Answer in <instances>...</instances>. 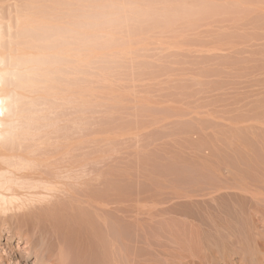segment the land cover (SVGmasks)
Listing matches in <instances>:
<instances>
[{"label": "rangeland", "instance_id": "rangeland-1", "mask_svg": "<svg viewBox=\"0 0 264 264\" xmlns=\"http://www.w3.org/2000/svg\"><path fill=\"white\" fill-rule=\"evenodd\" d=\"M12 1L51 23L69 8ZM71 10L81 65L72 85L59 73L50 106L62 125L78 119L85 136L71 145L98 161L102 207L88 216L132 213L119 221L137 264H264V0H71ZM64 90L78 93L74 109ZM25 241L3 231L0 264H45Z\"/></svg>", "mask_w": 264, "mask_h": 264}, {"label": "bare ground", "instance_id": "bare-ground-1", "mask_svg": "<svg viewBox=\"0 0 264 264\" xmlns=\"http://www.w3.org/2000/svg\"><path fill=\"white\" fill-rule=\"evenodd\" d=\"M11 1L0 0V237L7 231L25 239L28 252L45 258V264H137V254L129 250L132 231L119 221L132 224L133 214H87L89 207L99 210L102 203L91 182L97 177L93 165L98 161L93 164L71 145L77 137L72 133L80 131L83 136L85 128L76 118H69L66 125L52 120L57 106L50 104L62 93L56 90L59 81L69 84L81 65L76 63L79 40L71 0H66V18L55 23L44 20L47 14L37 18L22 12V3L16 7V1L12 9ZM66 91L60 95H68ZM71 93L70 101L64 97L69 103Z\"/></svg>", "mask_w": 264, "mask_h": 264}]
</instances>
